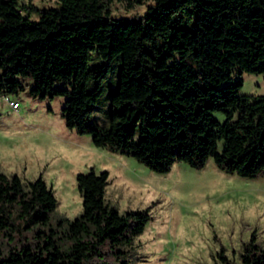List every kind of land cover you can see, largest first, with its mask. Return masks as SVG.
I'll return each mask as SVG.
<instances>
[{
  "label": "trees",
  "instance_id": "16d2710c",
  "mask_svg": "<svg viewBox=\"0 0 264 264\" xmlns=\"http://www.w3.org/2000/svg\"><path fill=\"white\" fill-rule=\"evenodd\" d=\"M152 1L142 14L116 17L112 0H0V95L27 85L35 97L63 95L67 127L156 172L176 161L200 168L211 156L219 169L256 177L264 94L240 87L242 72H264V0ZM112 67L117 85L102 125L96 104ZM76 183L81 212L52 223L57 199L42 176L0 170V264H94L105 246L117 264H134L127 255L150 207L119 212L104 196L106 170L79 172ZM214 264H264V246L252 233L237 261L221 250Z\"/></svg>",
  "mask_w": 264,
  "mask_h": 264
},
{
  "label": "rangeland",
  "instance_id": "374dc122",
  "mask_svg": "<svg viewBox=\"0 0 264 264\" xmlns=\"http://www.w3.org/2000/svg\"><path fill=\"white\" fill-rule=\"evenodd\" d=\"M30 1L41 7L58 0ZM152 2L112 0L111 14L139 15ZM117 75L112 67L96 104V120L102 125L109 124L107 98ZM241 76L240 93L264 94V72L244 71ZM28 89L10 94L19 102L17 109L0 97V170L22 181L42 176L57 199L52 223L81 212L76 175L92 168L108 172L104 196L119 212L150 207L151 217L127 255L134 264H214L221 250L237 261L252 233L264 246V172L240 176L219 169L211 156L200 168L176 161L167 172L153 171L130 155L95 146L89 134L67 127L62 116L65 96L35 97ZM216 116L223 119L221 112ZM26 237L32 244L39 239L34 231ZM103 251V261L94 264H117L109 248Z\"/></svg>",
  "mask_w": 264,
  "mask_h": 264
},
{
  "label": "built area",
  "instance_id": "2783aa9c",
  "mask_svg": "<svg viewBox=\"0 0 264 264\" xmlns=\"http://www.w3.org/2000/svg\"><path fill=\"white\" fill-rule=\"evenodd\" d=\"M0 97L9 104L13 109H17L19 102L17 99L13 98L10 94H1Z\"/></svg>",
  "mask_w": 264,
  "mask_h": 264
}]
</instances>
